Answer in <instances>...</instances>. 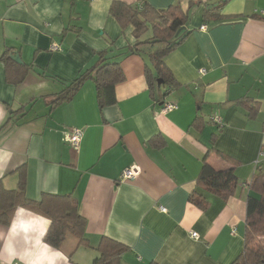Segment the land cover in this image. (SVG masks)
Wrapping results in <instances>:
<instances>
[{
	"label": "crops",
	"instance_id": "0c3cea01",
	"mask_svg": "<svg viewBox=\"0 0 264 264\" xmlns=\"http://www.w3.org/2000/svg\"><path fill=\"white\" fill-rule=\"evenodd\" d=\"M112 1L0 0V185L17 187L23 168L27 198L70 194L85 219L84 242L67 235L55 248L42 239L49 219L17 206L0 223V261L93 264L108 238L126 247L114 264H230L243 247L249 178L264 173V0H119L187 14V35L163 59L175 84L154 99L147 56L124 53L136 38L109 13ZM98 59L122 71L113 102L98 105L92 78L52 102ZM73 128L82 130L77 148ZM204 163L233 167L232 195L197 185ZM127 166L133 179L120 177ZM195 190L202 207L190 200Z\"/></svg>",
	"mask_w": 264,
	"mask_h": 264
},
{
	"label": "trees",
	"instance_id": "16d2710c",
	"mask_svg": "<svg viewBox=\"0 0 264 264\" xmlns=\"http://www.w3.org/2000/svg\"><path fill=\"white\" fill-rule=\"evenodd\" d=\"M209 11L207 9L202 13L206 16ZM109 13L122 27L131 25L133 29L135 43L124 53H142L147 56L148 63L144 67L149 86L148 93H151L153 99L155 91L161 95L164 94L163 88L166 86L171 88L175 81L163 59L167 52L172 51L187 35L184 27L187 14H182L178 4L170 5L165 10H157L146 3L132 5L119 0L110 3ZM147 29L150 30L149 36L140 39ZM6 60L11 59L7 57ZM119 67L118 62L98 59L95 66L88 68L68 82L69 84L54 97L52 102L56 103L70 98L86 78H92L95 82L99 106L113 102L114 84L123 78ZM19 68L21 70L18 76L11 78L13 82L21 81L27 70L26 65ZM8 71L7 69L6 72ZM8 76L10 78V72ZM105 93L109 94L108 97H105ZM23 174L24 170L21 168L18 185L14 189H4L0 185V223L8 224L16 207L22 206L49 219L50 223L42 238L48 245L59 248L67 235L77 238L78 244L84 242L82 236L85 219L76 211L77 201L73 199V196L42 193L39 199H29L24 191L25 177ZM236 179L233 167L215 170L209 164L204 163L196 181L199 187L208 189L226 199L235 191ZM249 179V191H247L244 204L243 247L230 264H264V173L260 168H256ZM199 193L198 190L191 192L190 200L197 207H202L205 205V200ZM255 236H260L261 241H257ZM98 248L100 256L94 260L93 264H114L119 253L126 247L112 239L103 238Z\"/></svg>",
	"mask_w": 264,
	"mask_h": 264
},
{
	"label": "built area",
	"instance_id": "2783aa9c",
	"mask_svg": "<svg viewBox=\"0 0 264 264\" xmlns=\"http://www.w3.org/2000/svg\"><path fill=\"white\" fill-rule=\"evenodd\" d=\"M181 1V0H178ZM206 26L205 25H200V29H205ZM59 46L58 45H54L52 44L51 46V50H58ZM163 110H171L174 109L176 107V105L173 102H165V104H163ZM212 121L216 122V123H220V118L219 116L214 115L212 117ZM82 130L80 128H73L67 135H68V141L71 143V146L76 147L79 145V141H80V137ZM261 157H264V151L259 152ZM121 179H133L134 177H136L138 175V171H136V169L132 166H127L125 167V169L121 170ZM159 209L161 210H165L163 209V207H160ZM191 233V232H190ZM191 237L197 238L198 234L193 232L190 234ZM14 264H19V263H14Z\"/></svg>",
	"mask_w": 264,
	"mask_h": 264
},
{
	"label": "water",
	"instance_id": "95a60500",
	"mask_svg": "<svg viewBox=\"0 0 264 264\" xmlns=\"http://www.w3.org/2000/svg\"><path fill=\"white\" fill-rule=\"evenodd\" d=\"M179 31H180V29L177 30V33H178ZM10 56H11V58L14 59L15 61H17V62H21L20 59H18L19 56H18L17 53H13V54H11ZM158 81H159V80H158Z\"/></svg>",
	"mask_w": 264,
	"mask_h": 264
},
{
	"label": "rangeland",
	"instance_id": "374dc122",
	"mask_svg": "<svg viewBox=\"0 0 264 264\" xmlns=\"http://www.w3.org/2000/svg\"><path fill=\"white\" fill-rule=\"evenodd\" d=\"M150 33V32H149ZM257 241H261V237L260 236H255Z\"/></svg>",
	"mask_w": 264,
	"mask_h": 264
},
{
	"label": "clouds",
	"instance_id": "9594fccd",
	"mask_svg": "<svg viewBox=\"0 0 264 264\" xmlns=\"http://www.w3.org/2000/svg\"><path fill=\"white\" fill-rule=\"evenodd\" d=\"M0 264H3V262H2V261H0Z\"/></svg>",
	"mask_w": 264,
	"mask_h": 264
}]
</instances>
